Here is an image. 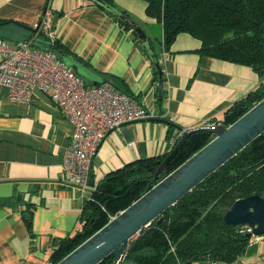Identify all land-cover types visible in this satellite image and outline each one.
Here are the masks:
<instances>
[{
	"label": "crops",
	"instance_id": "1",
	"mask_svg": "<svg viewBox=\"0 0 264 264\" xmlns=\"http://www.w3.org/2000/svg\"><path fill=\"white\" fill-rule=\"evenodd\" d=\"M45 1L0 0V20L32 26L47 11L54 37L71 53L67 57L80 62L77 76L92 86L116 77L156 120L125 124L108 133L92 161L93 186L127 163L169 152L183 131L219 124L226 109L261 83L247 66L201 56L200 42L185 33L161 53V24L146 16V3L112 0L161 54L164 82L158 102L144 45L131 29L86 0H50L46 8ZM7 26L0 29L5 40L28 36H22L18 26ZM7 93L0 89V199L25 195L35 207L32 236L17 208L0 209V264H49L54 241L80 227L84 200L61 180L73 128L39 89L26 103L8 101ZM238 263L264 264V235L254 238Z\"/></svg>",
	"mask_w": 264,
	"mask_h": 264
},
{
	"label": "trees",
	"instance_id": "2",
	"mask_svg": "<svg viewBox=\"0 0 264 264\" xmlns=\"http://www.w3.org/2000/svg\"><path fill=\"white\" fill-rule=\"evenodd\" d=\"M49 1H45V8ZM86 1L103 9L126 30H130L129 25H136L124 12L114 8L112 0ZM142 1L146 3V16L161 24L162 34L158 40L161 53L168 52L176 36L185 33L200 42L198 53L201 56L247 66L262 79L255 90L225 110L220 123L226 127L232 125L264 99V0ZM7 25L26 30L28 36L16 41H8L0 36L1 40L26 41L32 48H42L37 45L39 43L44 47L41 50L53 52L63 64L64 57L71 56L56 38L50 39L43 31H37L24 23L0 20V29ZM144 52L151 66L152 83L160 102L164 82L161 54L159 56L149 40L144 45ZM103 82L132 96L120 86L116 77H105ZM179 137H175L172 148ZM213 138L211 133L202 131L191 134L169 163L170 172ZM169 152L132 161L103 176L83 202L80 227L72 234L54 241L49 264L60 262L143 196L148 186L161 181L165 173L161 172L157 177L155 173ZM251 195L264 196V133L164 211L160 216V224L156 223V219L132 238L119 264L238 261L255 237H248L246 229L227 225L223 214L235 200ZM34 207L35 203L26 199L25 195L15 193L10 198L0 199V209L17 208L20 211L31 236ZM114 256L115 252L99 264H111Z\"/></svg>",
	"mask_w": 264,
	"mask_h": 264
},
{
	"label": "built area",
	"instance_id": "3",
	"mask_svg": "<svg viewBox=\"0 0 264 264\" xmlns=\"http://www.w3.org/2000/svg\"><path fill=\"white\" fill-rule=\"evenodd\" d=\"M32 28L43 31L52 40L55 38L47 11ZM1 88L7 89L8 101L19 103L28 102L32 91L39 89L49 96L62 117L71 124L73 132L64 151L61 180L76 188L83 200L94 189L91 165L108 133L125 124L155 118L134 97L107 82L87 85L72 69L58 61L53 52L36 50L26 41L0 39ZM216 125L207 127L214 129ZM204 264L239 263L210 261Z\"/></svg>",
	"mask_w": 264,
	"mask_h": 264
},
{
	"label": "water",
	"instance_id": "4",
	"mask_svg": "<svg viewBox=\"0 0 264 264\" xmlns=\"http://www.w3.org/2000/svg\"><path fill=\"white\" fill-rule=\"evenodd\" d=\"M118 18L123 20L121 15ZM55 18L52 20L54 24ZM139 41L145 45L147 36L137 25H129ZM44 51V50H43ZM66 65L79 75L80 62L65 57ZM96 85L98 82H94ZM103 83V82H101ZM100 83V84H101ZM156 121L155 119H150ZM207 132L214 138L192 157L170 172L169 163L180 151L186 139L195 132ZM264 133V99L242 115L232 125L219 123L214 129L200 127L183 131L175 146L159 165L155 177L161 172L164 178L128 208L112 218L104 227L84 241L57 264H99L115 252L111 264H118L129 241L154 220L162 222L160 216L170 206L198 186L214 171L232 159L241 150ZM224 222L238 229H246L248 237L264 235V196L251 195L235 200L223 214Z\"/></svg>",
	"mask_w": 264,
	"mask_h": 264
},
{
	"label": "rangeland",
	"instance_id": "5",
	"mask_svg": "<svg viewBox=\"0 0 264 264\" xmlns=\"http://www.w3.org/2000/svg\"><path fill=\"white\" fill-rule=\"evenodd\" d=\"M13 28H14L13 26H10V25L7 26V29H13ZM18 31H21L20 33H22V36L23 35L25 36V35L28 34V32L26 30H24V29H20Z\"/></svg>",
	"mask_w": 264,
	"mask_h": 264
}]
</instances>
